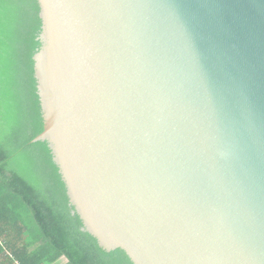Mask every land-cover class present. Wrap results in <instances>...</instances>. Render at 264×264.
Masks as SVG:
<instances>
[{"label":"water","instance_id":"obj_1","mask_svg":"<svg viewBox=\"0 0 264 264\" xmlns=\"http://www.w3.org/2000/svg\"><path fill=\"white\" fill-rule=\"evenodd\" d=\"M46 140L83 229L133 264H264V0H36Z\"/></svg>","mask_w":264,"mask_h":264},{"label":"trees","instance_id":"obj_2","mask_svg":"<svg viewBox=\"0 0 264 264\" xmlns=\"http://www.w3.org/2000/svg\"><path fill=\"white\" fill-rule=\"evenodd\" d=\"M36 0H0V264H133L83 229L46 140Z\"/></svg>","mask_w":264,"mask_h":264}]
</instances>
